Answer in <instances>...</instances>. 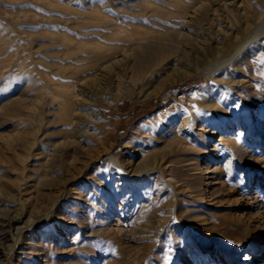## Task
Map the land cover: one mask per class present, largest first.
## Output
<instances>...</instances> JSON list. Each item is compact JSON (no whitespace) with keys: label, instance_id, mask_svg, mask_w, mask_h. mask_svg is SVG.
<instances>
[{"label":"rangeland","instance_id":"rangeland-1","mask_svg":"<svg viewBox=\"0 0 264 264\" xmlns=\"http://www.w3.org/2000/svg\"><path fill=\"white\" fill-rule=\"evenodd\" d=\"M238 1H243L246 11L252 14L255 9L264 7V0ZM168 3L176 7L179 3L189 2L0 0V264H188L187 260L198 253L211 254L214 259L221 254L224 259L231 253L235 262L253 258L255 264L263 263L264 259L257 251L264 246V207L260 205V211H257L260 199H254L253 195L258 184L264 187V159L254 164L248 158L233 155V143H226V140L234 139L235 142L240 139L247 148L255 140V134L259 133L260 124L264 123V37L258 43L260 46H252L246 59L237 64L247 77L244 79L236 73L235 79L251 80V84L245 83L243 88L238 89L243 100L237 99L230 89H224L226 86L218 87L224 92L223 101L232 103L229 106L232 118L248 117L240 133L236 132L237 126L228 122L231 120L229 116L224 123L217 119L220 128L203 135H200L199 126H189L177 132L168 127L169 123H160L159 118L164 111L174 114L189 112L194 98L205 93L207 79L203 73H193L167 84L161 93L144 101L117 96L108 98V102H101L97 110L102 125L97 124L95 128L96 123H92L91 129L86 131L89 136L85 137L87 140L82 145V156L78 151L80 156L75 155L76 158H72V151L69 158L61 152L55 153L51 159L47 157L50 144L60 139L56 133L65 129L61 130L57 123H46L47 115L45 117L39 107L41 101L36 106L24 101L27 90L41 83L36 69L44 70L43 65L39 68L40 64L45 59L54 58L53 52L57 54L62 47L60 45L75 42L77 36L83 38L82 42L92 38L89 32L92 33L93 27L89 24L97 13L122 23L129 20L149 22L158 20L159 16H154L157 19L146 17L142 14L144 10L171 14L175 9ZM230 15L222 17L233 24L236 18ZM162 21L164 26L169 24L172 29L173 19ZM78 24L81 26L78 27ZM169 25L165 27L169 28ZM192 27L198 28V25ZM250 32L251 28L241 35L242 38ZM29 79L34 80L30 82ZM28 81L30 87L27 88ZM17 98L21 100L14 105ZM56 118L50 121L54 122ZM18 125L23 132H29L30 139L34 138L26 151H21L22 148L15 150L11 142ZM162 132L167 133L165 139H160ZM44 139L49 142H43ZM261 142L255 143L254 148L264 153L259 148ZM40 146H46L44 150L47 153L42 150L46 157L37 151ZM127 146L139 150L135 154L131 173L141 162L149 160V156L152 159L154 155L158 159L163 157L165 165L171 166V177L178 181L179 193L173 196L161 181L157 182L156 173L144 177L143 187H138L136 182L139 183V180H135L125 186V191L117 189L114 179L117 175H110L102 162L106 153L122 158ZM23 152H27L26 155H21ZM21 157L25 160L22 161ZM84 166L90 167L85 170ZM206 167H210V171L219 167L223 182L214 180L215 175L211 172L199 176ZM252 180L256 185L254 187ZM133 186L135 190L127 194L126 188L133 189ZM60 196L63 199L59 207L52 211L54 200ZM104 198L111 201V207L101 204ZM121 198L126 199L123 207ZM18 217L22 219L19 226H23L27 219L42 225L38 228L41 245L34 246L36 250L30 258L19 250L18 254H11L4 262L3 254L10 246L2 238L6 232L5 225ZM32 238V234L25 232L19 239V245L31 244ZM165 254L168 259H165Z\"/></svg>","mask_w":264,"mask_h":264},{"label":"bare ground","instance_id":"bare-ground-1","mask_svg":"<svg viewBox=\"0 0 264 264\" xmlns=\"http://www.w3.org/2000/svg\"><path fill=\"white\" fill-rule=\"evenodd\" d=\"M188 2V4L179 3L176 7L172 6L173 4L171 5V3H168L171 5L170 7H172V9L174 7L175 10L173 9L174 12L166 15L159 14L158 11L157 13L153 10H148L147 12L149 13H147V9H143L145 12L142 11V14L146 17H152V19H155L156 17L154 16L158 15L159 19L154 21L149 18V22H142V17L140 19L141 22L138 21L140 24L137 23L136 20H129L126 21V23H122L115 19L111 20L107 15L105 16L97 13V15L93 17L94 21L92 23L89 22L91 23L89 25L93 27L92 33L89 32L92 37L91 39L89 38V41L82 42L81 40L83 38L80 39V37L76 35L79 39L76 38L75 42H68L67 44L65 43L66 45H60L62 47L59 51L57 50V54H54L53 52L54 58H50V60L45 59V61L40 64L39 68H42L41 65H43L44 70L38 69L40 70L39 72L35 68L36 72H34L38 74L41 83L38 84V86L27 90V96L24 101H30L33 106H36V103L41 101L39 107H41L42 113H44L45 117L47 115L48 121L46 120V123H57L60 129L62 128L61 130L65 129V131L61 133H59L58 130V134L52 132V134L56 133L60 139L58 138L59 140L52 142V144L48 143L51 145V150L47 155L49 159L54 157L55 153L58 152L67 154V158H69L70 151L73 153V155L70 154L73 156L72 158L80 156V154L78 155L77 153L84 148L82 145L87 140L85 137L89 136L86 131L91 129L92 123L94 122L96 123L94 126L95 128L97 124L102 125L97 110V106L101 102H108V98L117 96H120L121 98L129 96L136 101H144V99L148 97L161 93L165 85L182 80L193 73H203L206 75L207 85L204 90L205 93L194 98L195 102L187 114H174L164 111L161 114V118H159L161 121L160 123H169L170 126L168 127H171L177 132L183 128L186 129L189 126H199V131L201 132L200 135H203L209 133L211 130L220 128V123H224L225 118L229 116L231 117V120L228 122L237 126V133L244 130L243 122L244 120H247L248 117L244 115L243 117H239L238 120H234L231 116L232 110L229 108L232 103L223 101V97L225 96L224 92L221 91V89L218 90V87L222 85H224V87L226 86L224 89H230V91L236 95L237 99L241 98V100H243V97H240L241 94L238 89L243 88V84L250 83L251 80L243 81L242 79H235V77H237L236 75H238L236 73H239L244 79L247 77L244 74L245 72L242 71L237 64L241 60L243 61L246 59V54L252 46H260L258 43L264 37V7H262L261 10H259V8L255 9V12L252 14L248 12V10L246 11L243 1H240L241 3H239L238 0H188ZM169 5L166 6L169 7ZM151 11L153 12L150 13ZM139 13L141 14V12ZM230 14L233 15V18H236L233 21V24L229 22L231 20L228 21V18L227 21H225L224 17H222L223 15L227 16ZM170 19H173L171 24L173 25L172 29L169 24L165 25L167 27L169 25V28L165 27V22L162 21L166 20L168 22ZM85 25L88 26L87 24ZM122 25L125 26V28ZM194 25H198V28L195 27L192 29V26ZM79 26L81 25L78 24V27ZM83 26L82 28L85 27ZM174 27L177 29H173ZM250 28L251 32L245 38H242L241 35L248 30L250 31ZM82 35L88 34L83 33ZM88 37L86 38L88 39ZM55 42L56 41H54V43ZM35 62L38 61L35 60ZM30 82L28 83L27 88L30 87ZM126 85H128V87H126ZM17 99L15 100L14 105L21 100ZM243 102H245V100ZM22 103L24 104L23 101ZM10 104L12 103L10 102ZM8 107L9 106H7V109ZM12 107L10 109H12ZM56 116L57 118L54 122L52 120L50 121L51 118L53 119ZM217 119H220V123ZM170 122H172L174 126L172 123L170 124ZM54 126L55 125L53 124V127ZM14 133V137L12 138L13 141L11 142L13 143V148L15 150L22 148L21 151H26L25 148L29 147V145L31 146L32 142H34V138L30 139V136H28L29 132H23L21 126L16 127ZM44 133L42 132V134ZM162 133L160 139H165L166 136L164 135L167 133ZM11 135H13V133ZM263 136L264 123H261L259 133L255 134V140L253 139V144L249 141L251 143L249 144V147L246 148V143L243 144L238 137L239 141L236 139V143L233 142V138L231 141H228L230 140L228 138L226 143L230 142L231 145L233 143L231 147L233 155L235 153L242 158H248L256 164L259 162L261 163L264 159V153L260 149L254 148L255 143L260 144L259 142L262 141L259 148L264 151ZM34 137L36 138V136ZM47 137L48 136L45 138ZM90 139L92 142V138ZM46 140L44 139L43 142ZM221 140L222 138L219 142H221ZM88 143L90 142L88 141ZM88 143L87 145H89ZM34 145L35 143H33V146ZM44 147L42 148L40 146L36 149L42 154ZM127 148L128 149L122 158L119 159L114 157L111 153H106L104 154L105 158L102 162L107 167V170H109L110 175H117V177L114 178L117 183L115 184L117 189L123 188L125 191V186L130 183V181L135 182V180H139V183L136 182L138 187L139 185L142 186L146 175L156 173L155 176L157 177V182L161 181L164 187L166 186L173 196H176V193H179L180 189L178 188V181H175L171 177V166H169V164L165 165L166 161H164L163 157L158 159L155 158L157 155H154V158L152 159L149 156V160L141 162V164L138 163V168L131 173L135 154L139 150L131 146H127ZM215 148L216 145H214L213 151H215ZM87 149L89 150V148ZM45 152H43L44 155L42 154L43 157L45 156ZM24 153L25 152L21 155H26V153ZM80 153L82 156V152ZM83 153L85 152L83 151ZM91 153H93V150ZM41 154L39 156H41ZM24 158L25 157L22 158V161L25 160ZM19 161H21V159ZM79 164H82V162ZM87 167L88 166H84L85 170ZM209 172L215 175V178H213L214 180L223 182V175L219 167H215L212 171H210V167H206L199 176L202 177ZM73 176H75V174ZM113 176H111V179ZM251 185L252 187L256 186L254 180L251 181ZM134 190L135 186H133V189L129 188L127 190L126 188L127 194H130L131 191ZM254 191V199H260V201L257 202L258 207L256 208L259 212L260 205H263L264 207V187L258 184V186L254 188ZM62 199V196H60L54 200L51 207L52 211L56 207H59L58 205ZM121 200V207H123L126 204V199L121 198ZM110 202L108 198H104L101 204L103 206L111 207ZM21 217L24 218L23 216ZM5 218L1 220L3 221ZM21 222L22 219L18 217L17 219L7 221L5 225L6 232H4L5 234L2 238L7 241V243L9 242L10 246L6 253L3 254L2 252L4 262L11 254L19 250L22 251V255L30 258L32 257L30 255L36 250L34 246L40 247L41 245V236L38 235V228L42 225L36 224V222L31 219H27L23 226H19ZM158 222H160V220ZM25 232L33 235L32 242L26 246H21L19 245V239ZM245 232H247V228H245ZM28 250L29 252L27 253L26 251ZM257 254L261 256V259H264V246L263 249L257 251ZM36 256V258L39 257L37 254ZM221 257H223L222 254L219 258L214 259L211 254L202 255L198 253L188 259L187 262L188 264H255L253 258H250L248 261L235 262L231 253H229L224 259ZM166 258L167 256L165 259ZM162 263L164 262H161V264ZM167 263L169 264V262ZM262 264H264V261Z\"/></svg>","mask_w":264,"mask_h":264}]
</instances>
